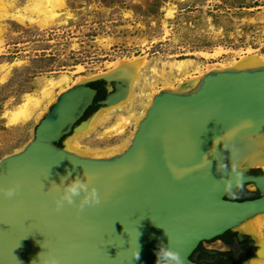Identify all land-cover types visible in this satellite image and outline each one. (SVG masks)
I'll use <instances>...</instances> for the list:
<instances>
[{"label":"water","instance_id":"1","mask_svg":"<svg viewBox=\"0 0 264 264\" xmlns=\"http://www.w3.org/2000/svg\"><path fill=\"white\" fill-rule=\"evenodd\" d=\"M143 62L62 92L24 148L0 159V187L20 184L13 198L0 194V264H155L161 242L183 264H199L191 255L201 242L264 212V169L238 163L243 139L264 130V65L212 70L189 91L162 90L120 154L94 158L66 149L68 136L125 98ZM92 85L104 98L96 101ZM232 166L258 192L225 194ZM68 172L66 182L91 175L100 203L57 211L51 185Z\"/></svg>","mask_w":264,"mask_h":264},{"label":"rangeland","instance_id":"2","mask_svg":"<svg viewBox=\"0 0 264 264\" xmlns=\"http://www.w3.org/2000/svg\"><path fill=\"white\" fill-rule=\"evenodd\" d=\"M3 2L0 159L23 149L39 124L33 120L11 125L5 112L62 74L89 80L117 62L144 57L143 84L165 71L183 79V86L191 76L171 70L169 62L189 59L192 66L212 71L249 56H264V0H62L54 17L42 12L38 0ZM104 127L83 137L81 145L106 149L121 144L134 129L131 126L123 137L104 133Z\"/></svg>","mask_w":264,"mask_h":264},{"label":"bare ground","instance_id":"3","mask_svg":"<svg viewBox=\"0 0 264 264\" xmlns=\"http://www.w3.org/2000/svg\"><path fill=\"white\" fill-rule=\"evenodd\" d=\"M3 1L4 0H0V6L4 3ZM61 1L62 0H38V5L45 15L52 14L54 17L55 9ZM167 15L172 16L173 11L168 10ZM136 59L117 62L114 64V68ZM144 63L145 59L136 71L130 90L126 94L125 98L96 114L83 130L71 134L66 138L65 145L68 151L80 156L94 158H107L122 153L131 144L136 130L141 120L146 115V112L151 106L156 94L162 90L189 91L197 86L200 79L207 71H211V69L207 70L209 66H192L193 61L189 59L174 60L168 63L171 70L176 69L179 74H188V77L191 76V82H187L182 86L181 84L183 79H179L175 75L168 74L163 71L160 76L157 75L154 80L147 81L143 84L142 80L144 74L142 73V68ZM263 65L264 56L255 55L249 56L237 62L223 64L220 69L214 70H221L225 68L258 67ZM153 70L155 73H160L155 68ZM86 80L88 79L85 77L74 79L68 74H62L58 79L50 80L44 87H42L40 92L37 94L27 93L22 103H20L16 108L6 111L5 115L8 118V122L11 125L25 124L33 120L39 122L62 92L71 88L73 85ZM193 85L196 86L194 87ZM117 110H119L120 113L116 114V121L110 122L112 117L111 114ZM108 122H110V124L105 125ZM99 126H105L104 133H113L118 136L125 135L131 126H134V129L131 133L128 131L130 134H127L128 137L125 139L123 138L124 140L121 144L108 147L106 149L98 150L82 146L80 140L95 131ZM241 147V155L238 158L240 167L245 168L255 165H261L264 167V130L257 135L246 136L242 141ZM236 229L243 234H250L253 237L254 244L257 246L256 255L249 257L241 264H264V212L248 219L239 227H236L235 230Z\"/></svg>","mask_w":264,"mask_h":264},{"label":"clouds","instance_id":"4","mask_svg":"<svg viewBox=\"0 0 264 264\" xmlns=\"http://www.w3.org/2000/svg\"><path fill=\"white\" fill-rule=\"evenodd\" d=\"M227 168V165L223 160H220L217 165V171L223 173ZM231 171L234 176L224 182V192L230 198H238L237 189L243 190V174L238 171L235 166L231 167ZM71 176V172L61 177L60 183H52V187L59 193L55 198V207L59 211L65 207V205H73L77 208L78 212L85 209L86 206H93L100 203V196L97 188L92 184L93 177L88 173H83V177L77 175L70 182L68 178ZM20 190L19 182H16L7 187H0V194L5 198H13ZM167 235V233L165 232ZM156 262L155 264H183V258L178 251L161 242L155 252ZM136 259H139V250L135 255ZM55 264V261L52 262Z\"/></svg>","mask_w":264,"mask_h":264},{"label":"flooded vegetation","instance_id":"5","mask_svg":"<svg viewBox=\"0 0 264 264\" xmlns=\"http://www.w3.org/2000/svg\"><path fill=\"white\" fill-rule=\"evenodd\" d=\"M244 187L258 192L253 184H245ZM239 234L240 231L231 230L212 240L201 242L191 255V259L199 264H241L256 255L257 246L250 234H244L243 239ZM212 244H218L219 247Z\"/></svg>","mask_w":264,"mask_h":264},{"label":"trees","instance_id":"6","mask_svg":"<svg viewBox=\"0 0 264 264\" xmlns=\"http://www.w3.org/2000/svg\"><path fill=\"white\" fill-rule=\"evenodd\" d=\"M92 86H94V85H92ZM96 88L99 90V93H98L97 98H96V101H97L99 99L104 98V96L101 94L102 88H100V87H96ZM59 145H62V143L60 142Z\"/></svg>","mask_w":264,"mask_h":264}]
</instances>
